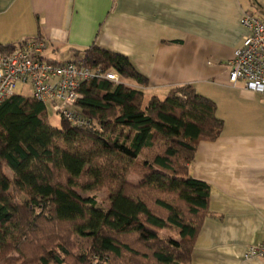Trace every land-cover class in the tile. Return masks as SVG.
<instances>
[{
	"label": "trees",
	"instance_id": "1",
	"mask_svg": "<svg viewBox=\"0 0 264 264\" xmlns=\"http://www.w3.org/2000/svg\"><path fill=\"white\" fill-rule=\"evenodd\" d=\"M77 53L87 66L147 83L123 55L98 46ZM80 92L90 120L83 127L64 119L53 126L34 98L0 104V264H191L210 186L190 164L198 144L222 131L215 103L191 86L148 103L143 92L106 80ZM131 172L142 174L140 186ZM77 189H107L109 209ZM169 229L180 239L163 236ZM75 236L91 239L89 249L77 253Z\"/></svg>",
	"mask_w": 264,
	"mask_h": 264
},
{
	"label": "crops",
	"instance_id": "2",
	"mask_svg": "<svg viewBox=\"0 0 264 264\" xmlns=\"http://www.w3.org/2000/svg\"><path fill=\"white\" fill-rule=\"evenodd\" d=\"M246 12L264 22V0H0V45L42 38L60 64L98 46L131 61L147 83H123L146 103L184 86L215 103L222 131L190 164L210 186L191 264H264L244 257L264 242V96L230 82Z\"/></svg>",
	"mask_w": 264,
	"mask_h": 264
},
{
	"label": "built area",
	"instance_id": "3",
	"mask_svg": "<svg viewBox=\"0 0 264 264\" xmlns=\"http://www.w3.org/2000/svg\"><path fill=\"white\" fill-rule=\"evenodd\" d=\"M242 26L247 31L242 45L230 62V82L242 83L247 90L264 96V22L246 12ZM47 42L42 38L24 42L15 51H0V104L14 95L18 85L29 86L32 96L65 121L79 127L88 126L79 103L84 99L81 86L92 80L124 84L114 71L92 67L81 57L73 62L54 63L42 57ZM245 259L264 261V242L249 246Z\"/></svg>",
	"mask_w": 264,
	"mask_h": 264
},
{
	"label": "rangeland",
	"instance_id": "4",
	"mask_svg": "<svg viewBox=\"0 0 264 264\" xmlns=\"http://www.w3.org/2000/svg\"><path fill=\"white\" fill-rule=\"evenodd\" d=\"M30 91L31 89L29 88V86H24V85H18L16 89V93L18 95L30 96L32 94ZM48 113H49L50 123L55 127H60L61 117L58 116L51 107H48ZM7 174L10 178H12V173L9 170H7ZM128 179L133 186H140L143 183V176L139 172H131L128 176ZM77 192L83 198H95L99 208L107 210L110 207V201H109L110 193L107 189H102L101 191L98 192H85L82 191L81 189H77ZM162 234L163 236L166 237L172 236L175 239H180L175 229L166 230ZM73 240L77 247V253H82L88 250L92 243L91 239L83 238L80 236H75Z\"/></svg>",
	"mask_w": 264,
	"mask_h": 264
}]
</instances>
